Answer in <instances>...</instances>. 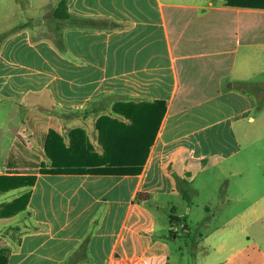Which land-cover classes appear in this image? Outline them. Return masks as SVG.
I'll use <instances>...</instances> for the list:
<instances>
[{
    "label": "crops",
    "instance_id": "obj_1",
    "mask_svg": "<svg viewBox=\"0 0 264 264\" xmlns=\"http://www.w3.org/2000/svg\"><path fill=\"white\" fill-rule=\"evenodd\" d=\"M61 1L0 0V19L7 13L12 21L0 29V105L14 107L17 124L0 175H36L30 189L5 191L15 192L0 203V219L19 217L0 229L7 264H61L89 234L91 259L80 264H264V188L242 208L232 209L231 200L208 206L211 230L188 237L195 249L174 251L178 237H162L158 225L163 200L178 191L175 171L236 158L244 152L239 128L247 134L263 116L256 110L264 90L247 91L241 82L264 88L254 80L264 73V9L226 0H66L72 17L63 18ZM107 95L167 101L142 172L40 171L49 166L51 129L69 145L80 127L102 152V112L88 103ZM52 120L68 124V133ZM24 192L27 209L1 216ZM139 192L151 198L138 201Z\"/></svg>",
    "mask_w": 264,
    "mask_h": 264
},
{
    "label": "trees",
    "instance_id": "obj_2",
    "mask_svg": "<svg viewBox=\"0 0 264 264\" xmlns=\"http://www.w3.org/2000/svg\"><path fill=\"white\" fill-rule=\"evenodd\" d=\"M230 6L264 9V0H226ZM60 9L64 10L63 18L72 15L67 12L66 0L60 2ZM83 24H95L96 19H81ZM3 35H0V41ZM62 44V37L57 41ZM246 90L263 89L258 84L248 81L241 82ZM167 101L119 98L107 95L101 99H94L88 103V108L102 112L96 121L99 142L102 152L96 151L89 140L87 132L78 127L69 133L70 143L65 137L51 129L45 140V152L50 159L49 166L42 165V172H76L95 174H139L142 172L152 145L158 135L162 120L167 111ZM86 111H88L86 109ZM81 111H76L80 113ZM75 112L67 113L69 116ZM36 182L35 174L0 175V192L19 187L31 188ZM183 196L189 198V192L183 188ZM151 195L139 192L136 199L147 201ZM30 192H24L9 202L1 212V216L8 217L25 211L28 207ZM172 227L168 235L162 237L172 239L174 235L182 236L173 229L174 225L183 223L184 229H189L186 219L172 212L170 215ZM90 234L61 262V264H80L91 259L89 252ZM8 249L0 250V264H7Z\"/></svg>",
    "mask_w": 264,
    "mask_h": 264
},
{
    "label": "rangeland",
    "instance_id": "obj_3",
    "mask_svg": "<svg viewBox=\"0 0 264 264\" xmlns=\"http://www.w3.org/2000/svg\"><path fill=\"white\" fill-rule=\"evenodd\" d=\"M7 15L5 13L0 19V29L6 28L9 22H12ZM254 80H264V73L258 74ZM44 100L50 104L48 96ZM260 104V108L256 110L258 112L264 111V100ZM14 110L11 105H0V168L4 166L2 164L7 156L11 155L15 149V146L10 144L9 131L17 125L15 123L12 125L10 121ZM49 124L62 130L66 125L68 126V124L62 126L55 120L50 121ZM249 125L251 130L247 134L241 133L242 127L239 128L244 152L236 158L222 163L194 164L189 171L185 169L175 171L178 191L169 199L163 200V207L158 212V225L165 235L169 233V216L172 214V206H176L175 214L185 216L187 219L188 230L180 224L173 227L182 235L177 239L173 236V239H176L173 241L174 251L195 249L197 243L190 241L188 237H200L211 230L212 226L204 225L207 222L208 206L219 208L224 202L231 200L232 209L242 208L254 200L259 195V191L264 188V165L258 163V159L264 156V113L262 117L253 120ZM69 130L70 127L63 131L67 134ZM90 132L93 136V131L90 130ZM44 164H50V162L45 160ZM251 186L254 187L253 190H250ZM183 188L188 190L189 198L183 196ZM14 192L1 193L0 203L13 196ZM18 220V216L2 218L0 229L16 224ZM176 226L178 228H175ZM180 246H183V249H180Z\"/></svg>",
    "mask_w": 264,
    "mask_h": 264
}]
</instances>
